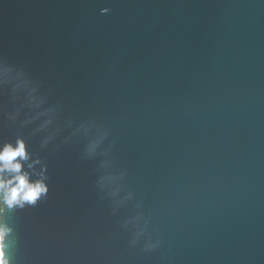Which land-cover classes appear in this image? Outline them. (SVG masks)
<instances>
[{"label":"water","instance_id":"water-1","mask_svg":"<svg viewBox=\"0 0 264 264\" xmlns=\"http://www.w3.org/2000/svg\"><path fill=\"white\" fill-rule=\"evenodd\" d=\"M18 138L9 264H264V0H0Z\"/></svg>","mask_w":264,"mask_h":264},{"label":"clouds","instance_id":"clouds-1","mask_svg":"<svg viewBox=\"0 0 264 264\" xmlns=\"http://www.w3.org/2000/svg\"><path fill=\"white\" fill-rule=\"evenodd\" d=\"M17 157L28 158L23 139L18 138L15 145L6 143L0 147V213L5 204L9 208L23 207L25 203H35L47 191L42 179L33 181L29 173L21 171L23 165ZM9 230L0 225V264H9L4 256V238Z\"/></svg>","mask_w":264,"mask_h":264}]
</instances>
